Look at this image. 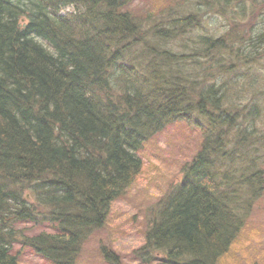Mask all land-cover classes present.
Returning <instances> with one entry per match:
<instances>
[{
    "label": "trees",
    "instance_id": "1",
    "mask_svg": "<svg viewBox=\"0 0 264 264\" xmlns=\"http://www.w3.org/2000/svg\"><path fill=\"white\" fill-rule=\"evenodd\" d=\"M135 2L0 0V264H21L19 240L76 264L141 173L140 150L176 122L197 127V151L151 207L137 258L219 264L262 197L264 93L243 102L255 84L233 78L258 57L239 24L218 37L205 22L233 3Z\"/></svg>",
    "mask_w": 264,
    "mask_h": 264
},
{
    "label": "rangeland",
    "instance_id": "2",
    "mask_svg": "<svg viewBox=\"0 0 264 264\" xmlns=\"http://www.w3.org/2000/svg\"><path fill=\"white\" fill-rule=\"evenodd\" d=\"M149 1L136 0L133 6L143 7ZM230 1L233 4L221 12L223 15L210 12V15L205 16V22L209 23L206 27L218 37L229 33L233 23L240 25V33L246 31L250 34L245 40H251L242 50L247 52L249 58L251 51L258 58L256 61L247 59V64L242 58L236 75H233L234 80H239V85L247 87L249 80L255 84L254 95L253 92L242 95L243 102H246L264 93V0ZM175 2L159 0L162 6ZM247 66L254 70V74L246 79L243 68ZM242 77L245 79L240 80ZM243 85L241 91H247ZM198 142L197 127L185 121L173 123L152 136L139 153L143 161L139 177L125 195L111 205L105 227L85 241L76 264H107L103 258L105 248L117 253L122 264H145L133 251L145 241L144 233L149 224L151 207L170 186L182 179L185 166L197 151ZM17 227L19 229L21 226ZM15 249L21 264H51L30 247L24 246L21 240L16 242ZM219 264H264V193L252 204L244 230Z\"/></svg>",
    "mask_w": 264,
    "mask_h": 264
},
{
    "label": "bare ground",
    "instance_id": "3",
    "mask_svg": "<svg viewBox=\"0 0 264 264\" xmlns=\"http://www.w3.org/2000/svg\"><path fill=\"white\" fill-rule=\"evenodd\" d=\"M243 69H245V67H244ZM139 175H140V174H138V176L136 177V179L139 177ZM136 179L133 181V183L136 181ZM133 183H132V184H133ZM152 206H153V205H152ZM105 224H106V223H105ZM105 224L102 225L101 227H105ZM97 232H98V230H96L95 232H94V230L91 231V233H90V235H89V238H88L87 240L91 239V238H92ZM143 244H144V243H143ZM134 251L143 252V251H144V249H143V245L140 246L139 248L135 249ZM135 254L137 255L136 252H135Z\"/></svg>",
    "mask_w": 264,
    "mask_h": 264
}]
</instances>
